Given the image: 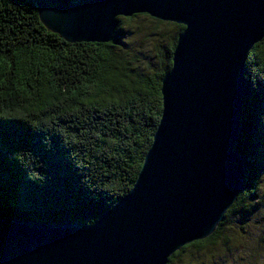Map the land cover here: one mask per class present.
Wrapping results in <instances>:
<instances>
[{
    "label": "trees",
    "instance_id": "1",
    "mask_svg": "<svg viewBox=\"0 0 264 264\" xmlns=\"http://www.w3.org/2000/svg\"><path fill=\"white\" fill-rule=\"evenodd\" d=\"M140 18L172 33L156 55L159 67L150 73L131 72L118 48L123 29ZM117 21L107 43L65 44L39 21L34 0H3L0 25L10 59L0 84V218L90 224L130 190L160 118L161 78L171 66L183 26L146 14ZM88 44L95 47L86 48ZM58 89L63 90L59 95ZM242 107L233 144L244 160L237 200L213 234L183 246L167 264H208L202 261L206 256L211 264H220L219 256L239 252L243 244L238 241L247 237L240 223L263 205L257 190L263 168L264 38L245 61ZM238 215V231L227 229ZM244 248L236 256L245 260L249 253L251 259ZM255 259L253 255L252 264ZM232 262L239 264V259Z\"/></svg>",
    "mask_w": 264,
    "mask_h": 264
},
{
    "label": "water",
    "instance_id": "2",
    "mask_svg": "<svg viewBox=\"0 0 264 264\" xmlns=\"http://www.w3.org/2000/svg\"><path fill=\"white\" fill-rule=\"evenodd\" d=\"M64 40L107 43L118 17L183 26L161 78L164 107L130 190L88 224L0 218V264H166L213 234L244 182L233 150L249 51L264 38V0H34Z\"/></svg>",
    "mask_w": 264,
    "mask_h": 264
},
{
    "label": "rangeland",
    "instance_id": "3",
    "mask_svg": "<svg viewBox=\"0 0 264 264\" xmlns=\"http://www.w3.org/2000/svg\"><path fill=\"white\" fill-rule=\"evenodd\" d=\"M155 23L146 18H140L133 21V23L123 29V33L126 30L125 37H122V41L118 44V48L122 50L124 57L129 61L131 72L143 73L153 72L159 67L157 60L158 50L162 46L167 44L168 39L172 36V33L165 27L162 29L156 28ZM164 48V47H163ZM162 48V50H163ZM134 57L131 60L130 57ZM263 168L259 172L258 176V190L259 197L263 199V205L256 211L252 208V211L246 215L245 221L240 223L242 218L240 215L230 218L227 229H233L238 231L239 224L242 225L243 230L246 231L247 237L242 238L238 243H242L244 247L251 248L250 254H246L245 260H249L248 264H252L253 255L256 257L254 264H261L260 251L261 246L264 245V235L260 238L262 231L264 230V143H263ZM239 252L226 253L219 256L220 264H229L230 259L233 256L238 255ZM217 260V257L215 258ZM208 264L212 263L209 256H206L202 260ZM233 261V260H232ZM233 264V262H232Z\"/></svg>",
    "mask_w": 264,
    "mask_h": 264
},
{
    "label": "snow or ice",
    "instance_id": "4",
    "mask_svg": "<svg viewBox=\"0 0 264 264\" xmlns=\"http://www.w3.org/2000/svg\"><path fill=\"white\" fill-rule=\"evenodd\" d=\"M3 5V0H0V7H2ZM6 35V33L4 32V26L0 25V84H3V65L8 64L10 57L7 55V52L9 51L6 47L7 45V41L4 38ZM63 43L67 44V41H63ZM70 47H72L73 49L75 48V45H70ZM86 48H90V47H95L94 44H88L85 45ZM65 55H67V53H65ZM9 69H11V65L9 64ZM4 87L7 88V85L4 84ZM99 91V88L97 89ZM69 92L72 91V89H68ZM63 92V90L58 89L57 94H61ZM63 94H67V93H63ZM4 97L6 98L8 96V92L5 91L3 93ZM73 95H75V93H73ZM164 107V103L163 100L161 101V108ZM99 151V150H97ZM196 243H202V241H196ZM185 247H187L188 245L185 244ZM245 251V248L243 246L239 247V253H243ZM248 251H251V248L248 249ZM171 257H168V259H170ZM239 259V264H245L244 261V256L243 255H239L237 256H233L230 261L229 264H232V260H236ZM260 258H261V264H264V245L261 246V251H260ZM167 264V262H166Z\"/></svg>",
    "mask_w": 264,
    "mask_h": 264
}]
</instances>
